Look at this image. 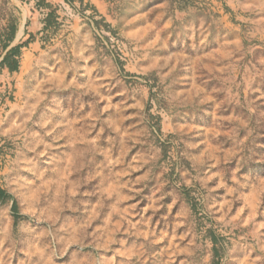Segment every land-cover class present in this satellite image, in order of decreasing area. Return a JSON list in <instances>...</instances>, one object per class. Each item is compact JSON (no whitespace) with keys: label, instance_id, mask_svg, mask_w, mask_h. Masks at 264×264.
<instances>
[{"label":"rangeland","instance_id":"rangeland-1","mask_svg":"<svg viewBox=\"0 0 264 264\" xmlns=\"http://www.w3.org/2000/svg\"><path fill=\"white\" fill-rule=\"evenodd\" d=\"M101 2L0 70V264H264V0Z\"/></svg>","mask_w":264,"mask_h":264},{"label":"trees","instance_id":"trees-1","mask_svg":"<svg viewBox=\"0 0 264 264\" xmlns=\"http://www.w3.org/2000/svg\"><path fill=\"white\" fill-rule=\"evenodd\" d=\"M22 3H26L30 0H19ZM67 5L74 8L75 4L78 2L80 4L84 3V0H64ZM94 13V16H92V21L96 25V27L101 28L102 24L105 22V20L100 16L98 11L93 6H88ZM36 9L38 10H49L47 13L44 21H43V29L42 31L37 35L34 36L33 34H28L25 32V36L29 35V39L25 42H20L19 44L12 47V44L16 40L17 32H18V26L17 24H14L11 26L9 30V36L7 37V40L3 45V52L5 55L3 56V59L0 63V70H7L10 74H14L20 71L21 62L20 58L22 56V52L24 49L29 48V46L36 41L37 38L42 37L44 41L48 39V34L51 31L58 30V28L61 26L59 23V15L57 12V9H53L52 6L49 4H46L45 1L41 0L36 3ZM95 17H100L101 21H97ZM29 23H27L26 26H28ZM10 196L8 193L0 188V201L5 202L8 200ZM13 210L17 211V205L14 203Z\"/></svg>","mask_w":264,"mask_h":264},{"label":"crops","instance_id":"crops-1","mask_svg":"<svg viewBox=\"0 0 264 264\" xmlns=\"http://www.w3.org/2000/svg\"><path fill=\"white\" fill-rule=\"evenodd\" d=\"M30 1H35V8L32 9L34 13L32 11L30 12V17H29L30 23L29 22H27V23H29L32 27V30H29V33L33 34L34 36H37L43 29V26H44L43 21L47 15V13L49 12V10H47V9H45V10L36 9V3L41 1V0H30ZM43 1H45L46 4H49L50 6H52L53 9H57L62 3H65L64 0H43ZM89 1H90L91 6H93L98 11L100 16L104 15V12L106 11V5L103 2H101V0H89ZM24 34H25V32H24ZM37 40H38V38L32 44H35L37 42Z\"/></svg>","mask_w":264,"mask_h":264}]
</instances>
